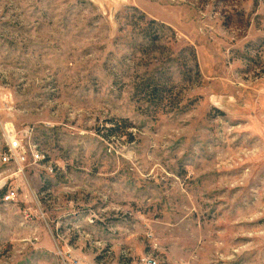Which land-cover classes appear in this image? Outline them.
<instances>
[{
	"label": "rangeland",
	"instance_id": "1",
	"mask_svg": "<svg viewBox=\"0 0 264 264\" xmlns=\"http://www.w3.org/2000/svg\"><path fill=\"white\" fill-rule=\"evenodd\" d=\"M6 126L0 264H264V0H0Z\"/></svg>",
	"mask_w": 264,
	"mask_h": 264
},
{
	"label": "built area",
	"instance_id": "2",
	"mask_svg": "<svg viewBox=\"0 0 264 264\" xmlns=\"http://www.w3.org/2000/svg\"><path fill=\"white\" fill-rule=\"evenodd\" d=\"M2 131L7 145L6 151L0 156V161L3 164L17 166L22 170V166L27 162L37 163L41 159L40 152L32 148L31 145L28 146L23 135L18 134L12 127H3ZM25 133L29 134L30 131L27 130ZM16 194L17 189L11 190L6 195L5 200L12 201L16 197ZM150 264H156V262L153 261Z\"/></svg>",
	"mask_w": 264,
	"mask_h": 264
},
{
	"label": "trees",
	"instance_id": "3",
	"mask_svg": "<svg viewBox=\"0 0 264 264\" xmlns=\"http://www.w3.org/2000/svg\"><path fill=\"white\" fill-rule=\"evenodd\" d=\"M139 86H141V88L144 89V91L149 89V98L152 100L154 98H158L159 94L162 92V89H163L160 85L155 84V82L151 80H149V82H144L143 84Z\"/></svg>",
	"mask_w": 264,
	"mask_h": 264
}]
</instances>
